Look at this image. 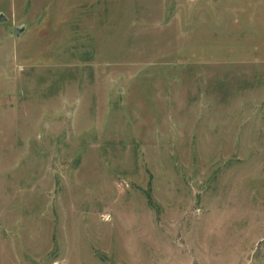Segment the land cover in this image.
Wrapping results in <instances>:
<instances>
[{"label":"rangeland","instance_id":"374dc122","mask_svg":"<svg viewBox=\"0 0 264 264\" xmlns=\"http://www.w3.org/2000/svg\"><path fill=\"white\" fill-rule=\"evenodd\" d=\"M0 264H264V0H0Z\"/></svg>","mask_w":264,"mask_h":264},{"label":"water","instance_id":"95a60500","mask_svg":"<svg viewBox=\"0 0 264 264\" xmlns=\"http://www.w3.org/2000/svg\"><path fill=\"white\" fill-rule=\"evenodd\" d=\"M1 20H3V18H1Z\"/></svg>","mask_w":264,"mask_h":264}]
</instances>
